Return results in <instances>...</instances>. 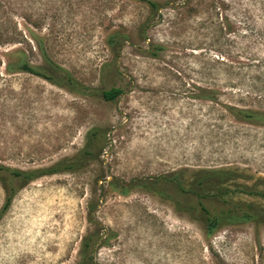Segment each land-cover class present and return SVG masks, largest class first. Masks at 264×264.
Instances as JSON below:
<instances>
[{"label":"rangeland","instance_id":"rangeland-1","mask_svg":"<svg viewBox=\"0 0 264 264\" xmlns=\"http://www.w3.org/2000/svg\"><path fill=\"white\" fill-rule=\"evenodd\" d=\"M154 1L161 16L151 18L142 0L17 3L22 10L13 19L23 22L20 12L27 18L26 40L0 46V164L47 168L77 155L90 129L106 138L95 141L77 169L29 182L10 177L14 193L0 216V264H78L82 240L93 232L101 235L96 264H264V223L225 224L207 236L200 220L175 207L173 197L182 195L168 184L156 183L164 194L138 185L212 167L264 177V124L226 109H264V98L232 97L264 69V0ZM53 14L51 56L89 87L85 93L6 70L5 52L18 47L41 62L34 34L47 32ZM39 17L43 28L35 25ZM113 30L125 36L118 53L108 42ZM152 47L157 55L149 54ZM238 66L242 85H235ZM111 87L123 93L107 101L99 91ZM205 88L214 91L211 100L199 96ZM4 175L0 214L8 196ZM122 183L132 186L126 194L117 188ZM253 200L264 207V200Z\"/></svg>","mask_w":264,"mask_h":264},{"label":"trees","instance_id":"trees-1","mask_svg":"<svg viewBox=\"0 0 264 264\" xmlns=\"http://www.w3.org/2000/svg\"><path fill=\"white\" fill-rule=\"evenodd\" d=\"M19 1L0 0V46L22 44L26 40L24 31L26 25L24 22L27 18L20 12L19 15L23 22L19 24L17 20L13 19V13L18 9L22 10L21 6L17 4ZM142 1L146 2L149 7V18L161 16V13L158 12L160 7L157 1ZM47 19L49 21L45 26L47 32L34 34L36 44L41 51V62L38 64L32 63L26 50L23 47H18L10 52H5L6 70L28 72L59 87H67L74 92L85 93L89 90V87L83 85L66 68L53 60L49 51V41L55 32V15L47 16ZM46 20L39 17L35 21L36 27L43 28L42 25L46 23ZM149 24V20L145 21L142 24V29L144 30ZM123 38L125 36L119 30H113L108 35V42L117 53ZM149 54L157 55V49L152 47ZM2 63L3 60L0 57V66ZM243 74L244 70L238 66L235 73L238 77L235 85H242L245 79ZM248 79H250V88L246 92L234 94L232 97H237V101L241 103L246 100L261 102L264 98V69L258 70L256 74L249 76ZM213 92L205 88L202 89L199 96L211 100L214 97ZM99 93L105 100L113 101L123 93V89L121 87H111L100 90ZM226 109L237 119L264 124V109L262 108L227 104ZM105 138V133L100 128L90 129L86 135L85 146L77 155L58 161L47 168L21 170L10 169L0 164V171L5 174L1 179L8 192L0 216L7 210L14 193V187L9 183L11 176L29 182L42 175L77 169L85 160L90 158L94 143ZM250 179H253V181L248 182ZM157 181L168 184L175 192L182 195V199L173 197L175 207L200 220L204 225L207 236L212 235L220 226L225 224L253 221L264 223V207L253 200L254 198L264 200V177L253 178V176L245 174L238 167H212L192 171L189 176L185 175V170H178L160 176L156 181L155 179L143 180L138 185L159 194H164V191L157 186ZM131 187L129 183H122L117 186L122 194H126ZM100 239L101 235L97 232L89 233L83 238L80 247L81 259L78 264H96L93 252L94 246Z\"/></svg>","mask_w":264,"mask_h":264},{"label":"water","instance_id":"water-1","mask_svg":"<svg viewBox=\"0 0 264 264\" xmlns=\"http://www.w3.org/2000/svg\"><path fill=\"white\" fill-rule=\"evenodd\" d=\"M167 6H169V7H179L180 6V4H177V3H172V2H170V3H168L167 4ZM148 40V39H147ZM149 41V40H148ZM128 42V41H127ZM112 176L110 175L108 178H106L105 180L106 181H108V180H110V178H111ZM102 182L101 181H99V184H101Z\"/></svg>","mask_w":264,"mask_h":264}]
</instances>
